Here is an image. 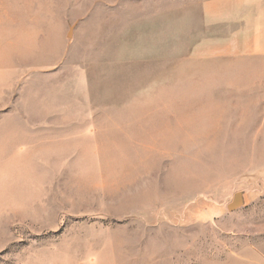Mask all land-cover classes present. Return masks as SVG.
Masks as SVG:
<instances>
[{
  "label": "rangeland",
  "instance_id": "1",
  "mask_svg": "<svg viewBox=\"0 0 264 264\" xmlns=\"http://www.w3.org/2000/svg\"><path fill=\"white\" fill-rule=\"evenodd\" d=\"M202 3L0 0V264L264 246V56Z\"/></svg>",
  "mask_w": 264,
  "mask_h": 264
},
{
  "label": "crops",
  "instance_id": "2",
  "mask_svg": "<svg viewBox=\"0 0 264 264\" xmlns=\"http://www.w3.org/2000/svg\"><path fill=\"white\" fill-rule=\"evenodd\" d=\"M202 12L208 31L218 25L224 30L221 41H236L232 47L243 53L264 56V0H203ZM202 264H264V246L227 253L216 262L205 257Z\"/></svg>",
  "mask_w": 264,
  "mask_h": 264
}]
</instances>
